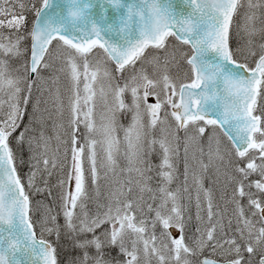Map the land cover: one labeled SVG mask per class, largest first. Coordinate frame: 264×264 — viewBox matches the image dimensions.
I'll list each match as a JSON object with an SVG mask.
<instances>
[{
    "label": "snow or ice",
    "instance_id": "obj_1",
    "mask_svg": "<svg viewBox=\"0 0 264 264\" xmlns=\"http://www.w3.org/2000/svg\"><path fill=\"white\" fill-rule=\"evenodd\" d=\"M12 59L19 67H10ZM57 61L61 66L54 69ZM49 69L71 81L67 139L61 141L66 165L49 154L43 131L28 135L40 104L33 103V87ZM5 89L0 264H60L57 245L43 238L45 232L56 241L63 235L79 253L67 264H151L153 258L157 264H221L220 258L223 264H264V0H0V97ZM48 91L63 116L60 89ZM30 105L29 124L17 132ZM128 117L125 126L121 121ZM13 141L28 145L24 175ZM181 141L184 187L173 190ZM192 146L200 173L191 172L198 223L189 234L192 218L181 201L182 192L190 193ZM157 147L160 163L153 166L149 157ZM57 167L66 168L54 198L59 203L34 204V193L52 195L45 177ZM153 167L155 189L149 184ZM210 168L214 185L223 176L231 188L224 209L204 186ZM108 173L114 187L100 203L99 182ZM134 189L141 193L135 199ZM41 208L38 238L32 216Z\"/></svg>",
    "mask_w": 264,
    "mask_h": 264
},
{
    "label": "rangeland",
    "instance_id": "obj_2",
    "mask_svg": "<svg viewBox=\"0 0 264 264\" xmlns=\"http://www.w3.org/2000/svg\"><path fill=\"white\" fill-rule=\"evenodd\" d=\"M6 28L7 27H5L4 33H5V35H8L10 30L8 28L7 29ZM184 50L187 51V48H185ZM60 66H61L60 61H57L54 65V69L59 68ZM10 67L12 69L19 67V61H16L15 59L10 60ZM137 67H139V64L137 65ZM54 69L46 70L43 73L44 79L41 80L37 86H34L33 92L36 91L35 92L36 96L33 98V103L39 101L40 104H39V111L36 113V120H35V122L32 123L35 131L33 134H29V135H35L36 133L43 131L45 136L49 138V142H48L49 154L50 155L55 154V156L58 159V163L61 165H66L68 162L63 160V151H64L65 146L61 143V141L67 139L65 132L67 130V121H68L67 104H68V97L70 96L69 89L71 87V81L69 80L68 76L65 73L55 72ZM184 70L185 71L187 70L186 66H184ZM148 71L151 73V68H149ZM172 72L174 75H176L175 68L172 69ZM53 75L59 76V81L57 84H53L51 82V77ZM178 79H180V80L185 79V77L183 76V73H180L178 75ZM81 87H82V85H81ZM56 88L60 89V94H61V97L64 101L63 116H61L57 113V110H56L54 104L52 103V99L50 98V95H49L48 90L51 89L53 92H55ZM0 98H2L4 101V111L6 112L7 108H8L7 89H5V93ZM45 101H47V103H45ZM149 102L154 103L155 101L150 98ZM45 109H47V111H45ZM101 110H102V105L98 104L97 105V113H99ZM31 113H32V107H31L30 115H31ZM26 119H27V115L25 116V123L23 122L24 126L29 124V121H26ZM129 119H130V117L122 118L121 122L123 124H125V126H126L127 123L129 122ZM145 121H147V117H145ZM169 122L172 123L171 118H169ZM61 125H63V127H61ZM122 135L123 134L121 133V136ZM155 135L159 136L158 130L156 131ZM58 137H59V139H58ZM181 137H183V133H181ZM224 143L226 144L227 141L225 140ZM24 145H25L24 149L26 152L25 157L26 158L28 157V159H27V161L24 162L25 167L23 166L24 167V170L22 172L23 175L28 172V160H29V155H30L27 143L25 142ZM57 148L60 149L59 152L56 151ZM206 150L207 149H206V142H205V151ZM194 154L198 159L199 153L196 152L195 146H192L189 149V155L187 158V162H188L189 168H190V174H189V179H188V186L190 188V193H183L182 192L183 198L181 201L185 207L186 217L190 215L192 218L191 221L189 222V228H188L189 234L192 231H195V228H196L197 223H198L196 220L197 209H196V205H195L196 192H195V186L192 184L191 172L195 171V172H197V174H199L200 170H199V165L197 163V159L193 158ZM204 159H205V162H207V158L205 157ZM149 160L153 166L158 165L160 163V155H159L158 147H157L156 153L152 154L149 157ZM176 167H177V178L174 180V182L170 186L171 189H173V190H175L177 188L182 189L184 187L185 157H184V152H183V141H181L180 153H179L178 158L176 159ZM65 171H66V168L57 167L56 169L52 170L51 176L45 177L48 181V186L51 189L52 195L47 196V193H43V194H35L34 193L33 196L31 197L34 204L39 201L45 205H48V206H51L54 208L56 207V205L59 203V201L54 200V198L58 197V195L61 191V189L58 187V182L64 177ZM157 171H158V169L153 167V171L149 173V175L153 177V179L149 182V184L154 189L157 187L158 180H159V178L156 176ZM214 172H215V170L210 168L207 173L203 174L204 186L206 188H212L213 189L216 205L220 209H224L225 208V200H226L225 193L226 192L230 193L231 188H230V186L226 188L223 176H220L218 182L214 185L213 184V179L215 178ZM101 175L103 176V172L101 173ZM119 178L124 179V176H120ZM253 179H255V177H253ZM37 185L42 186V185H40V177H37ZM99 185L100 186H99L98 199H99L100 203H105L108 196H109L110 191L114 187L112 173H108V179H101L99 182ZM90 195L93 198L97 197V193L95 191V186H92V188H90ZM139 195H141V193H139L138 190L134 189L133 193H131V198L135 199ZM142 195L144 196L145 201H148L149 193H143ZM189 195H191V197H192L191 200L189 199ZM148 202H151V201H148ZM202 207H203V198H202ZM227 207H228V212L226 213V216L231 215V206L228 205ZM89 208L94 210L95 204L90 203ZM56 210L59 211V208H56ZM138 215H139V213H138ZM151 215L152 214H149V216H151ZM201 216L204 217V222L206 225V223H207L206 212L201 211ZM42 217H43V209L42 208L39 211L34 212V214L32 216L34 225L36 227V232L38 233L39 237L41 235L40 221H41ZM58 222L61 225H63L64 218H63L62 214L58 217ZM201 226H204V225H201ZM176 234L177 233L174 231L173 235H176ZM43 238L44 239H50L52 242H55L57 247H58L59 244L62 245L64 243V239L66 237H64L62 235V238L59 240V243H58L56 241L55 236H50V235H48V233L45 232ZM129 239H130V237H129ZM75 254H77V252H75ZM113 255H115V252H113ZM205 255H210V254L208 252H205ZM220 259L222 260V258H220ZM141 264H144L143 260L141 261ZM151 264H157V261L153 258L151 260Z\"/></svg>",
    "mask_w": 264,
    "mask_h": 264
},
{
    "label": "trees",
    "instance_id": "obj_3",
    "mask_svg": "<svg viewBox=\"0 0 264 264\" xmlns=\"http://www.w3.org/2000/svg\"><path fill=\"white\" fill-rule=\"evenodd\" d=\"M5 19H9V17L8 18H5ZM29 19H31V16L29 15ZM7 29V28H6ZM5 30V28L3 29V31ZM98 51V50H97ZM24 85H21V87H23ZM33 91H34V87H33ZM36 92V91H35ZM35 92H33V98L36 96V93ZM31 105L29 106V109H28V112H29V115H27V119H26V121H29V119H30V111H31ZM29 116V117H28ZM24 123H25V119H24V121H23ZM24 127V125H23V123H22V125H21V128L20 129H18L17 130V132H20V131H22L23 128ZM31 128L32 129H34V126H33V124H31ZM34 132H30V133H28V135L29 134H33ZM14 135H16V134H14ZM25 144V143H24ZM22 145V146H17L16 145V143H15V141H13V144H12V146H13V149H14V152L16 153V157H17V161H18V171L19 172H21V174H22V170H24V163H19V161H27V159H28V157L26 158L25 157V149H24V146L25 145ZM24 166V167H23ZM61 238H62V236H61ZM67 238H65L64 239V243L61 245V244H59V246L57 247V253H58V260L60 261V264H67V262H68V260L70 259V257L71 256H75V255H77L78 254V252H77V254H75V252L74 251H71L70 250V246H68V243H67ZM58 243H59V241H57Z\"/></svg>",
    "mask_w": 264,
    "mask_h": 264
},
{
    "label": "water",
    "instance_id": "obj_4",
    "mask_svg": "<svg viewBox=\"0 0 264 264\" xmlns=\"http://www.w3.org/2000/svg\"><path fill=\"white\" fill-rule=\"evenodd\" d=\"M55 2H57V3H61V4H65V5H66L67 0H55ZM95 2H96L97 5H98L99 3L103 2V0H95ZM174 2H175L177 5H179V4L181 3V0H174ZM92 11H93L94 14H97V13H99L100 9H99V7H97V8H95V9H93ZM110 13H111V10H110ZM221 264H223V263H221Z\"/></svg>",
    "mask_w": 264,
    "mask_h": 264
},
{
    "label": "bare ground",
    "instance_id": "obj_5",
    "mask_svg": "<svg viewBox=\"0 0 264 264\" xmlns=\"http://www.w3.org/2000/svg\"><path fill=\"white\" fill-rule=\"evenodd\" d=\"M67 243H68V245L70 246V244H69V240H67Z\"/></svg>",
    "mask_w": 264,
    "mask_h": 264
}]
</instances>
